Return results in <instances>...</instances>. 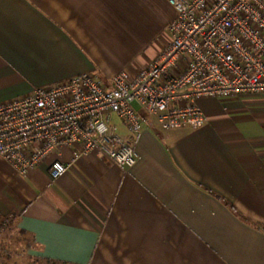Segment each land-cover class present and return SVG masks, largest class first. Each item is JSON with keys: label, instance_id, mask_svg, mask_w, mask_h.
Here are the masks:
<instances>
[{"label": "crops", "instance_id": "crops-1", "mask_svg": "<svg viewBox=\"0 0 264 264\" xmlns=\"http://www.w3.org/2000/svg\"><path fill=\"white\" fill-rule=\"evenodd\" d=\"M168 0H0V102L72 76L138 72L170 41ZM198 129L111 123L133 166L71 148L21 174L0 155V216L59 264H264V94L203 97Z\"/></svg>", "mask_w": 264, "mask_h": 264}, {"label": "built area", "instance_id": "built-area-1", "mask_svg": "<svg viewBox=\"0 0 264 264\" xmlns=\"http://www.w3.org/2000/svg\"><path fill=\"white\" fill-rule=\"evenodd\" d=\"M168 2L176 12L170 41L145 68L107 80L83 73L0 102V155L24 175L71 148V161L51 163L52 178L91 152L133 166L138 153L113 115L136 132L138 104L166 130L198 129L207 121L200 98L264 94V0Z\"/></svg>", "mask_w": 264, "mask_h": 264}, {"label": "rangeland", "instance_id": "rangeland-1", "mask_svg": "<svg viewBox=\"0 0 264 264\" xmlns=\"http://www.w3.org/2000/svg\"><path fill=\"white\" fill-rule=\"evenodd\" d=\"M29 243L12 219L0 218V264H59L30 256Z\"/></svg>", "mask_w": 264, "mask_h": 264}, {"label": "trees", "instance_id": "trees-1", "mask_svg": "<svg viewBox=\"0 0 264 264\" xmlns=\"http://www.w3.org/2000/svg\"><path fill=\"white\" fill-rule=\"evenodd\" d=\"M0 218H3V219H5L4 217H2V216H0Z\"/></svg>", "mask_w": 264, "mask_h": 264}]
</instances>
